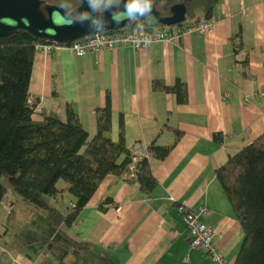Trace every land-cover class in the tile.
Returning a JSON list of instances; mask_svg holds the SVG:
<instances>
[{
	"label": "crops",
	"instance_id": "obj_1",
	"mask_svg": "<svg viewBox=\"0 0 264 264\" xmlns=\"http://www.w3.org/2000/svg\"><path fill=\"white\" fill-rule=\"evenodd\" d=\"M212 15L220 21L206 35L147 51L33 56L28 94L34 120L40 112L63 120L69 104L90 138L94 111L107 96L113 142L121 120L125 147L136 156L151 144L173 145L164 159L148 158L156 181L150 194L143 195L134 179L107 175L66 230L106 264H212L189 249L177 204L208 212L203 221L215 233L216 251L226 264L234 262L243 235L214 171L264 132V100L242 102L244 95L264 92V0H217ZM154 80L168 87L184 83L186 102L178 105L172 95L153 91ZM8 198L0 204V264H59L61 251L46 248L49 240L33 253L9 246L16 229L8 223L15 211ZM105 198L112 204L99 213L97 203ZM89 258L81 262L102 264Z\"/></svg>",
	"mask_w": 264,
	"mask_h": 264
},
{
	"label": "trees",
	"instance_id": "obj_2",
	"mask_svg": "<svg viewBox=\"0 0 264 264\" xmlns=\"http://www.w3.org/2000/svg\"><path fill=\"white\" fill-rule=\"evenodd\" d=\"M43 1L66 11L78 6L76 0ZM158 1L159 16L166 17L170 6L183 4L187 20L199 15L208 18L217 2ZM107 3V0H95L91 7L100 12ZM35 42L34 38L20 32L0 38V204L5 201L9 190L22 203L43 212L46 224L54 232V238L49 240L46 248H58L61 256H69L76 263L84 256L92 255L95 260L106 264L105 258L91 252L85 243L71 238L66 230L103 178L124 175L133 158L136 159L133 177L125 178L134 179L143 195L150 194L156 181L149 170L148 158L164 159L173 145L159 147L151 144L145 156H136L125 147L121 120L117 140L113 142L110 139L107 96L104 106L94 111V133L90 138L69 104L63 105V120L55 114L43 112L39 113V120H34L28 84ZM151 89L172 95L178 105L187 99L185 85L180 81L168 87L162 81L154 80ZM174 135L177 136L176 132ZM214 178L243 235L233 264H264V132L229 156L214 171ZM59 181L64 184L61 188L56 187ZM64 194L70 201L61 213L56 205ZM111 204V199L105 198L97 203L96 209L103 213ZM58 261L64 264L62 259Z\"/></svg>",
	"mask_w": 264,
	"mask_h": 264
},
{
	"label": "water",
	"instance_id": "obj_3",
	"mask_svg": "<svg viewBox=\"0 0 264 264\" xmlns=\"http://www.w3.org/2000/svg\"><path fill=\"white\" fill-rule=\"evenodd\" d=\"M77 2L79 4L75 9L66 11L58 6L43 4L40 0H0V38L20 32L40 42L69 44L102 31L124 29L133 21L145 18H151L161 26H173L184 21L186 12L183 4H175L168 8V16L160 17L153 9L157 0H147L150 9L143 15L129 17L126 5L130 0H117L116 6H105L100 12L92 9L91 0ZM54 13H59L63 19L57 17L54 23Z\"/></svg>",
	"mask_w": 264,
	"mask_h": 264
},
{
	"label": "built area",
	"instance_id": "obj_4",
	"mask_svg": "<svg viewBox=\"0 0 264 264\" xmlns=\"http://www.w3.org/2000/svg\"><path fill=\"white\" fill-rule=\"evenodd\" d=\"M220 16L211 15L208 18L200 16L196 19L187 20L173 26H161L147 20L139 21L135 25L116 31H102L93 36L78 39L69 44H59L52 41H36L33 44L35 54L42 56L57 51L70 52L75 57H82L87 53H99L111 51L119 47H127L137 51H147L153 44L177 43L180 39L190 35L204 36L211 31ZM258 98L264 100V92L259 91L252 95H244L243 104L247 105ZM145 156V155H144ZM136 159L127 167V178L133 177V168ZM169 200L174 203L172 198ZM176 212L180 215L184 230L187 235L188 247L203 253L212 264H226L222 256L216 251L213 245L214 231L206 225L203 218L208 212L201 208L191 211L182 204L175 206Z\"/></svg>",
	"mask_w": 264,
	"mask_h": 264
},
{
	"label": "rangeland",
	"instance_id": "obj_5",
	"mask_svg": "<svg viewBox=\"0 0 264 264\" xmlns=\"http://www.w3.org/2000/svg\"><path fill=\"white\" fill-rule=\"evenodd\" d=\"M108 1V0H107ZM147 21L153 23L151 18H147ZM64 184L62 181L57 182L56 187L61 188ZM8 199L12 202V206L15 205V211L10 216L8 223L10 222L16 229V231L10 232L11 236L8 238L9 246L15 248L18 252L25 250L33 253L35 247L44 246L48 240L54 238L53 230L46 224L44 220V214L38 208L22 203L15 195L9 190L7 191ZM45 199V198H44ZM46 200V199H45ZM47 201V200H46ZM68 195L64 194L61 201L56 205V209L63 213L67 206ZM3 227L0 225V236H2ZM25 250H24V249ZM33 248V251H32ZM58 259H62L64 264H83L84 262L76 263L67 256H59ZM94 260V259H91ZM68 262V263H67ZM45 264V260H44ZM87 264L88 260H87Z\"/></svg>",
	"mask_w": 264,
	"mask_h": 264
},
{
	"label": "clouds",
	"instance_id": "obj_6",
	"mask_svg": "<svg viewBox=\"0 0 264 264\" xmlns=\"http://www.w3.org/2000/svg\"><path fill=\"white\" fill-rule=\"evenodd\" d=\"M94 3L95 0H93V5ZM148 9H150V5L148 4L147 0H130V2L126 5L127 15L129 17L135 16L136 14L143 15ZM57 17L62 18L59 13H54V23H56Z\"/></svg>",
	"mask_w": 264,
	"mask_h": 264
},
{
	"label": "flooded vegetation",
	"instance_id": "obj_7",
	"mask_svg": "<svg viewBox=\"0 0 264 264\" xmlns=\"http://www.w3.org/2000/svg\"><path fill=\"white\" fill-rule=\"evenodd\" d=\"M40 1H42L43 4H45L43 0H40ZM76 1H77V0H76ZM92 2H93V0H91L90 5L92 4ZM78 4H79V3H78ZM109 5H110V6H116V5H117V0H108V3H107L106 6H109ZM158 6H159V1L157 0V2L153 5V9H154V11L158 12V15H159ZM160 16L163 17L164 15H161V14H160ZM144 20H147V18H145ZM135 21H137V20H135ZM135 21H133V22H135Z\"/></svg>",
	"mask_w": 264,
	"mask_h": 264
},
{
	"label": "bare ground",
	"instance_id": "obj_8",
	"mask_svg": "<svg viewBox=\"0 0 264 264\" xmlns=\"http://www.w3.org/2000/svg\"><path fill=\"white\" fill-rule=\"evenodd\" d=\"M126 174H127V173H125V174L123 175L124 178H125V177L127 178V175H126Z\"/></svg>",
	"mask_w": 264,
	"mask_h": 264
}]
</instances>
